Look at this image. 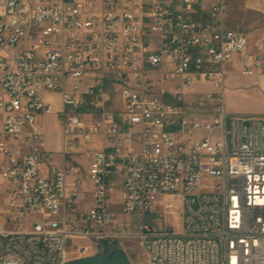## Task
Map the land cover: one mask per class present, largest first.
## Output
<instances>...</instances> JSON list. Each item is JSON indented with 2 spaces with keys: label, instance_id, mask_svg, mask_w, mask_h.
<instances>
[{
  "label": "built area",
  "instance_id": "1",
  "mask_svg": "<svg viewBox=\"0 0 264 264\" xmlns=\"http://www.w3.org/2000/svg\"><path fill=\"white\" fill-rule=\"evenodd\" d=\"M225 9L224 0H0V264H67L70 253L108 255L101 246L122 251L130 239L149 264H264V119L222 106L235 57L241 76L264 78V37L249 49L223 26ZM98 75L112 78L120 109L105 110ZM205 84L212 91L195 90ZM45 93L60 96L66 148L104 138L85 173L58 168L45 148ZM86 97L94 114L79 113ZM80 192L91 196L86 211ZM174 201L178 223L158 232H131L122 219Z\"/></svg>",
  "mask_w": 264,
  "mask_h": 264
},
{
  "label": "crops",
  "instance_id": "2",
  "mask_svg": "<svg viewBox=\"0 0 264 264\" xmlns=\"http://www.w3.org/2000/svg\"><path fill=\"white\" fill-rule=\"evenodd\" d=\"M225 1V14L222 18L223 26L231 30L233 32H237L246 36L248 40V47L251 49L258 41L260 37H264V0H224ZM225 80L222 88V106L224 111L227 114L234 115L235 111V103L231 99V96L241 94V88H251L255 85L264 86V78L259 76H251L244 77L239 74V64L238 58L235 57L231 64L225 66ZM89 82V77L87 78ZM102 86L101 83H99ZM207 92L212 91V88L208 85ZM101 88V92L103 90ZM103 93V92H102ZM106 95V93H103ZM111 96H113L111 98ZM109 98V102L112 104V108L114 111V106H116L120 99L118 96V92L115 89V92H112L111 95H106ZM44 101L50 105L52 109V113L50 114H41L38 117V126L42 132V123L44 119H51L53 121V126L55 129V133L57 134V144H51L47 141L46 137H44V146L47 150H50L53 153L60 154L62 156V160L59 162H55L54 164L60 169H67L70 165H78L84 166L86 169L90 163L91 155L94 151L98 150H106L107 146L104 142V146L102 148L100 146H96L93 149L89 148V151L83 152L80 155L77 147L74 148H66L63 144L60 127L56 121L54 113L58 112L62 108L60 96L57 93H45L43 95ZM93 101V98H92ZM84 106L82 109L89 110L88 112L92 114L90 111V102H86L84 99ZM104 104L105 105L107 104ZM119 105V104H118ZM84 112V113H88ZM88 113V114H89ZM94 114V111H93ZM235 116V115H234ZM94 139V138H93ZM92 141V140H91ZM80 167V168H81ZM89 195V194H88ZM91 201V196H90ZM90 201L88 198L87 204L80 208L78 204V209L80 211H86L90 206Z\"/></svg>",
  "mask_w": 264,
  "mask_h": 264
},
{
  "label": "rangeland",
  "instance_id": "3",
  "mask_svg": "<svg viewBox=\"0 0 264 264\" xmlns=\"http://www.w3.org/2000/svg\"><path fill=\"white\" fill-rule=\"evenodd\" d=\"M95 81L98 84L101 83L102 86H104L102 92L106 93V95H111L112 92H115V86L112 82V78L109 75H98L96 76ZM195 90L206 91L208 90V87L197 86ZM240 91L241 94L231 96V99L235 103L234 115L241 118L258 117L264 119V86L258 84L252 86L251 88L243 87ZM112 97L113 96H111V98ZM85 101H92V97H86ZM104 108L107 111L113 110L111 102L107 103ZM90 109V111L93 113V108L91 107ZM114 109H120V106L117 104L114 106ZM206 109L207 108L205 107H198V110L200 111H204ZM88 111L89 110L80 108L79 113L81 114ZM42 134L52 145L57 144L58 138L57 134L55 133L53 121L51 119H44L42 123ZM97 145L102 148V146H104V138L95 137L92 139V141L78 145L77 149L79 150V153L77 155L87 152L89 151V148L93 149ZM61 160L62 156L60 154L54 153L53 162H59ZM81 170L83 173L86 172V168L84 166L81 167ZM111 180L117 186L114 188V193L111 196L110 211L120 215L122 200V190L120 188V184L122 182V175L119 174L117 176H112ZM79 196V207L82 208L87 204L88 198L90 201V195L86 194L85 192H80ZM122 219L129 224L131 232H136L143 224L148 225L154 232H158L164 225L174 226L178 223L179 211L177 209V201H174V205H171L168 208L159 207L152 214H148L146 216H140L138 214H133L130 216L122 215ZM69 243L73 244L74 242L70 241ZM122 252L127 255L132 264H149L143 248L134 239H130L125 242ZM71 258L72 254L70 253L67 257V259H69L68 263L73 261Z\"/></svg>",
  "mask_w": 264,
  "mask_h": 264
},
{
  "label": "water",
  "instance_id": "4",
  "mask_svg": "<svg viewBox=\"0 0 264 264\" xmlns=\"http://www.w3.org/2000/svg\"><path fill=\"white\" fill-rule=\"evenodd\" d=\"M68 264H132L130 259L120 250H113L108 255L97 254L95 256L73 260Z\"/></svg>",
  "mask_w": 264,
  "mask_h": 264
},
{
  "label": "bare ground",
  "instance_id": "5",
  "mask_svg": "<svg viewBox=\"0 0 264 264\" xmlns=\"http://www.w3.org/2000/svg\"><path fill=\"white\" fill-rule=\"evenodd\" d=\"M25 190H34V183H25ZM118 250V246H101V253H111Z\"/></svg>",
  "mask_w": 264,
  "mask_h": 264
}]
</instances>
